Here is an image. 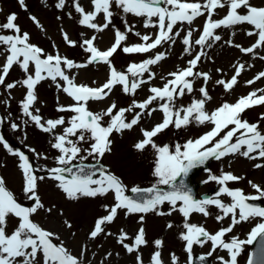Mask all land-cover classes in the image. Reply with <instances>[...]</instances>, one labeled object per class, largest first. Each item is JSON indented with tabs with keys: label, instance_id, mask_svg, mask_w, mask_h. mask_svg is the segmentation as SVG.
Listing matches in <instances>:
<instances>
[{
	"label": "snow or ice",
	"instance_id": "obj_1",
	"mask_svg": "<svg viewBox=\"0 0 264 264\" xmlns=\"http://www.w3.org/2000/svg\"><path fill=\"white\" fill-rule=\"evenodd\" d=\"M65 2L66 0H59L57 7L63 8ZM18 3L22 7L24 6V0H18ZM92 4L93 10L85 12L79 0H74L76 11L82 14L79 23L96 31L102 32L111 24L114 15L111 11L113 5L122 9L124 13L145 17V27L158 28L155 38L143 35L141 40L144 43L124 46L122 50L126 53H148L164 43L171 42L174 44L173 36L178 37L180 35L179 30L173 33L174 27L183 22L191 24L196 17L204 15L205 12L207 13L206 23L202 34L195 40L196 45L204 46L207 44L208 47H211L210 41L215 42L222 39L220 35L215 34L217 29L222 27L232 28L246 23L252 29L247 31L246 35H256L258 39L250 47L243 48L238 44L235 47L240 48L244 53H254L255 49L264 47V6H255L250 0H205L203 4L199 0H195V2H188V0H92ZM225 7L228 8L226 15L218 20L212 18L217 9ZM101 13L104 14L105 22L99 25L93 21ZM153 18H156L155 21ZM31 19L39 24L36 17L33 16ZM16 20L17 15L11 13L6 18V22L0 24V28L12 30L15 33L14 35L0 34V44L6 45V51L9 53L5 64L0 69V85H4L9 90L16 87L17 83H23L26 86V98L22 101L23 113L30 117V120L42 131L47 133H53L58 126L64 125L66 121L64 117H60L42 122L43 118L38 114L40 109L33 108L38 100L36 86L45 79L50 78L56 82L59 78L65 84L57 83V87L74 101L73 104L60 106L58 109L59 111H70L75 115L67 122L69 126L64 128L63 133L54 137L55 143L52 144V147L59 150L61 154L56 158L58 166L47 169L50 178L59 182L58 187L69 199L97 197L107 195L109 192L114 193L115 203L110 207L105 206L107 215L97 219L94 229L90 233V238H96L104 233V226L116 219L118 210H125L126 215L149 212L164 215L165 213L158 211V209L159 206L167 202L172 206V211L178 210L185 217L184 228L186 232L181 234V239L186 242L185 250L190 254L189 264H192V260L196 259L191 255L193 246H203L209 241L212 243L211 251L198 257L202 264L218 248L228 252V259L223 256L217 257L220 264H238V257L244 247L252 245L258 239L261 253L259 262L253 259L256 255V253H253V257L249 258L247 264H264V206L249 202L264 198V188L253 184V188L256 189L259 195H246L242 189H232L227 186L228 182L239 181L242 177L236 176L232 172L222 171L219 176H209V180L216 181L221 185L215 196L197 199L192 194L191 188L184 182V177H187L191 170L204 165L210 158L219 160L222 157L237 153L249 159L264 158V133L259 130L258 124L241 119V114L246 109L256 105H264V89L250 92L247 96L239 98L235 104L225 102L209 113L205 109V104L211 100V96L205 86L199 89L202 94L201 99L194 100L187 107L176 108L175 99L182 97L185 94V89L189 93L193 91L195 77H203L205 83L211 79L210 74L207 72H194L197 64L201 61V56L204 54L201 52L188 61V67L170 73L169 75L173 79L168 80L162 88L152 87L150 89L152 95L146 100L142 102L133 101L131 106L119 109H117L116 103L113 102L105 111L93 113L87 107L90 100L106 98L116 85H121L124 93L134 94L141 84L148 81L133 79L130 83L129 76L141 77L143 73L149 72L150 65H155L165 59L166 54L157 52L153 57L142 61L140 64H131L126 72L118 71L112 64L111 57L126 41L127 33L133 31L134 26L126 25L125 32L116 30L115 42L107 50L101 51L95 46L96 36L84 40L82 46H86L90 58L86 64H77L67 57H62L59 53L56 55L46 54L42 48L29 43V34L27 32L21 34V28L15 23ZM134 34L140 36L138 32ZM63 35L70 45L75 46L76 41L70 40L67 33ZM191 37L192 30L190 29L182 41L184 45L189 46L186 51L191 47ZM227 43L231 45L232 41H227ZM261 59H264V57H261ZM94 62L107 63L110 67L109 79L100 87L93 88L86 84H77L75 76L67 74L73 68L86 67L87 64ZM30 64L34 65V72L32 73H29ZM13 65L21 67L26 74V78L22 82L5 84L6 77ZM244 67L243 64L238 65L236 73L229 81L218 80L216 83L223 85L226 90H231L238 83L237 77L244 70ZM154 77L155 74L151 73L148 80L150 81ZM262 77H264V72H260L254 80H249L246 83L252 84ZM258 93L260 94L258 95ZM158 99L166 101L159 105V108L164 112L163 121L156 124L151 130L142 129L144 138L134 145L140 151L148 146L156 149L158 159L154 176L158 179L152 187L147 189L133 187L131 192L137 194L134 198L125 194L126 185L105 166L101 165L97 168L95 165L83 162L87 161L89 157L98 160L106 153H110L112 150L110 136L113 132L122 133L138 125L145 111L148 115H151L152 112L157 110L156 108L150 109L149 106ZM5 104H7V101H5ZM134 108L140 111L135 112L132 118L128 119L126 113H132ZM105 117H109V122L106 124L103 122ZM193 121L198 124L210 123L213 127L195 140H188L184 145L176 144L174 150L169 145L158 146L155 143L153 138L170 125L179 129ZM3 122L4 118L0 117V124ZM230 125L233 127L230 128ZM11 127L13 130H17L20 126L13 122ZM226 129L227 131H225ZM238 132L239 136H237ZM221 133L224 134L221 135ZM70 137H76V139L73 140ZM234 137H236L235 142H233ZM89 138L92 142L88 148H84L82 142H87ZM0 142L10 153L19 157L20 167L25 178L24 195L27 199L35 201L33 206L23 205L6 186L4 178L0 176V264H37L38 254L43 256V264H82V260L73 255L64 246L63 242L59 244L53 242L54 238L58 239L53 232L45 230L32 219V215L38 209L44 208L37 194V186L38 181H42L45 177L35 174L36 169H34L29 156L19 149L14 151L3 134H0ZM209 145L211 146L209 147ZM31 151L35 153V149H31ZM252 153H256V155H251ZM36 155L40 156L39 153H36ZM42 158L47 159V157ZM77 159L81 163L74 164L73 161ZM256 167L259 168L262 165L257 164ZM97 173L99 174L98 178H94L97 177ZM207 182L204 181L203 183ZM161 185L169 186L170 190L161 188ZM143 193H151L152 195L145 197L142 195ZM223 194L231 197L232 202L230 204L224 203L219 198ZM178 202L179 207L177 208ZM210 205H214L221 210L222 215L216 217L218 221L223 220L225 217H231V224L220 228L214 234L209 233L203 225L187 222L193 212H199L205 216L209 215L207 209ZM47 211L51 212V209ZM167 214H171V212ZM10 216H14L19 220L18 225L11 233L7 231ZM257 218L259 222L251 229L246 239L242 240L233 236L230 241L225 240L226 235L231 233L236 225ZM143 220L144 216L141 215L140 222L142 223ZM172 226L171 223L167 225L169 228ZM107 234L111 235V233ZM145 237V229L141 226L134 237V243L128 244L125 243V240L129 239L128 233L121 229L118 242L129 253L139 252V248L148 243ZM154 243L157 248L163 245V241L160 239L155 240ZM108 255H111V253ZM172 261L173 264H177L178 257L175 254H172ZM137 264H143L140 255H137ZM151 264H164L160 251L153 253Z\"/></svg>",
	"mask_w": 264,
	"mask_h": 264
},
{
	"label": "rangeland",
	"instance_id": "obj_2",
	"mask_svg": "<svg viewBox=\"0 0 264 264\" xmlns=\"http://www.w3.org/2000/svg\"><path fill=\"white\" fill-rule=\"evenodd\" d=\"M58 2L59 0H24V6L22 7L18 0H0V9H2L0 10V24L6 22L9 14L15 13L17 15L15 23L21 28V34L24 32L29 34V43L42 48L46 54L56 55L59 53L62 57H67L77 64H86L90 58L86 46H82L84 40L96 36L95 46L101 51L107 50L115 42L117 29L125 32L126 25L134 26L133 31L127 33V39L123 42L121 48L111 57L112 64L121 72H126L131 64H140L142 61L153 57L157 52L166 54L165 59L155 65H150L149 72L143 73L141 77L129 76L130 83L133 79L148 81L141 84L134 94H126L122 91L121 85H116L106 98L90 100L87 107L93 113L105 111L113 102L116 103L117 109H119L131 106L133 101L142 102L146 100L152 95L150 92L152 87L162 88L168 80L173 79L169 75L170 73L188 67V61L201 52L204 54L201 56V61L197 64L194 72H207L210 74L211 79L205 83L203 77H195L193 91L189 93L185 89V94L174 101L176 108L187 107L194 100L201 99L202 94L199 89L205 86L211 96V100L205 104V109L209 113L225 102L235 104L239 98L247 96L250 92L264 89V77L255 80L252 84L246 83L249 80H254L260 72H264V59H261V57H264V47L255 49L254 53H244L240 48L235 47L237 44L243 48L250 47L258 39L256 35H246L247 31L252 30L251 26L246 23L232 28L222 27L217 29L215 34L220 35L222 39L215 42L210 41L211 47H208L207 44L204 46L196 45L195 40L202 34L206 23L207 13L205 12L204 15L196 17L191 24L183 22L174 27L173 33L177 30L180 31L178 37L173 36L174 44L171 42L164 43L148 53H126L122 50L124 46L144 43L141 40L143 35L155 38L158 28L145 27V17L124 13L122 9L113 5L111 11L114 15L111 24L107 29L99 32L79 23L82 14L76 11L74 0H66L63 8L57 7ZM188 2H195V0H188ZM199 2L203 4L205 0H199ZM250 2L255 6H264V0H250ZM79 3L85 9V12L93 10L92 0H79ZM161 6L171 7L168 5ZM227 12V7L217 9L212 18L215 20L221 19ZM33 16L37 18L39 24L31 19ZM155 19L153 18L154 21ZM93 22L102 25L105 22L104 14L98 15ZM190 29L192 30V43L190 49L186 51L189 46L184 45L182 41ZM137 32L140 33V36L134 34ZM64 33H67L70 40L76 41L75 46L70 45L64 39ZM0 34L14 35L15 33L12 30L0 28ZM227 41H232V44H228ZM6 48V45L0 44V69L5 64L6 57L9 54ZM240 64L245 66L244 70L237 77L238 83L231 90H226L223 85L216 83L218 80L229 81ZM32 72H34V65L30 64L29 73ZM151 73H154L155 77L149 81L148 77ZM67 74L75 76L77 84H86L96 88L109 79L110 67L107 63L94 62L87 64L86 67L73 68ZM25 78L26 74L21 67L13 65L6 77L5 84L22 82ZM57 83L65 84L59 78L56 82L50 78L41 81L36 86L38 100L33 105V108L40 109L38 114L43 118L42 122L64 117L66 123L58 126L53 133L42 131L30 120V117L23 113L22 101L26 98L27 91L23 83H17V86L10 90L6 89L4 85H0V117L4 118V122L0 124V134L7 136L5 140L14 151L17 150L15 147L17 148V145H19L18 149L31 157L33 167L36 169L35 174L45 177L42 181H38L37 186V194L44 208L38 209L32 215L33 221L45 230L53 232L58 237V239L54 238L53 242L57 244L63 242L64 246L73 255L82 260V264H137V255L142 257L143 264H151V258L155 251L161 252L164 264H173L172 254L178 257L177 264H189L190 254L185 250L186 242L181 239V234L186 232L184 228L185 217L181 216L178 210L172 211V206L167 202L159 206L158 209L160 212L165 210L164 216L157 214V212L126 215L125 210H118L116 219L104 226L105 232L96 238H90V233L94 229L97 219L107 215L105 206L110 207L115 203L114 193L109 192L107 195L97 197L69 199L54 184L53 179L47 176L50 174L47 169L58 166H54L53 162L49 160L51 153L53 156V150L59 151L52 147V144L55 143L54 137L63 133L64 128L69 126L67 122L75 115L70 111L58 110L60 106L71 105L74 101L57 87ZM5 101H7V104H5ZM165 102L159 99L153 101L149 108H156L157 110L152 112L151 115H148L145 111L139 124L131 130H125L122 133L113 132L110 136L112 141L111 152L106 153L102 158H98L108 167L109 171L118 176L126 185V195L133 187L153 186L158 179L154 176L158 159L156 149L148 146L140 151L134 145L144 138L142 129L151 130L156 124L163 121L164 112L159 108V105ZM137 111L140 110L134 108L133 112L126 113V116L131 119ZM181 114L183 115V113ZM241 119L258 124L259 130L264 133V105H256L246 109L245 114L244 112L241 114ZM13 122L20 126L17 130L12 129L11 124ZM103 122L105 124L109 122V117H105ZM212 127L213 125L210 123L198 124L195 121L179 129L170 125L153 139L158 146L169 145L174 150L176 144L184 145L188 140H195L210 131ZM229 127L233 126L230 125ZM223 134L221 133V135ZM237 136H239V132ZM70 138L76 139V137ZM235 139L236 137L233 138V142H235ZM19 142H22L23 145ZM91 142L92 140L89 138L87 142H82V146L88 148ZM31 149H35V153ZM36 153H39L40 156L38 157ZM251 155H256V153ZM42 157H47V159ZM98 160L89 157L87 161ZM16 161L19 168L17 164L13 165V162ZM76 162L80 161L78 159L73 161V163ZM20 164L19 157L10 153L0 142V176L4 178L6 186L15 194L19 202L25 206H33L35 201L27 199L24 195L25 178ZM257 164L262 165V167L257 168ZM222 171L232 172L234 175L242 177L239 181L228 182L227 186L232 189H242L246 195H259L256 189L253 188V184L264 188V158L249 159L240 153L231 154L219 160L214 159L208 169L198 173L196 181L198 183L197 195L199 199L202 198L203 194H209L210 198L215 196L221 185L216 181L209 180V176H219ZM98 175L95 178H98ZM204 181L208 182L203 183ZM219 198L226 204L232 202L231 197L226 194L221 195ZM261 200L264 202V198ZM176 207H179V202ZM48 209H51V212L47 211ZM207 210L209 212L207 216L199 212H193L187 222L203 225L212 234L231 224L230 216L221 221L217 220L216 217L222 215L218 207L210 205ZM169 212L171 214H167ZM141 215L144 216L142 223L140 222ZM258 222V218L241 222L233 228L231 233L226 235L225 240L230 241L233 236L242 240L246 239L251 229ZM18 223V218L10 216L7 231L11 233ZM169 223L173 225L171 228L167 227ZM141 226L145 229V238L148 243L142 245L139 252L129 253L118 242L120 231L123 229L128 233L129 239L125 240V243L132 244ZM107 233H111V235ZM157 239L163 241L162 247L157 248L155 245L154 241ZM211 249L212 243L210 241L203 246L194 245L191 255L193 257L197 254L204 255L210 252ZM250 249L251 245L244 247L238 257V264H247ZM81 253L83 254L81 255ZM109 253L111 255H108ZM220 256L228 259V252L218 248L209 257L211 264H220L217 259ZM37 264H43L42 254L37 255Z\"/></svg>",
	"mask_w": 264,
	"mask_h": 264
},
{
	"label": "water",
	"instance_id": "obj_3",
	"mask_svg": "<svg viewBox=\"0 0 264 264\" xmlns=\"http://www.w3.org/2000/svg\"><path fill=\"white\" fill-rule=\"evenodd\" d=\"M30 159V158H29ZM213 158H210L204 165L199 166L197 168H194L193 170H191V172L188 174L187 177H184V182L191 188L192 190V194L195 196L196 194V183L193 181L195 175L197 174V172L201 169L207 168L209 166V164L211 163ZM31 161V159H30ZM85 163V162H83ZM79 164V163H78ZM85 164H89V165H95L97 168H99L101 165H103L101 162H95V163H85ZM104 166V165H103ZM165 190H170L169 186L164 187ZM129 196L132 197H136V195L134 193H130ZM250 203H255L258 205H261V202L258 201H249ZM253 253H256L255 257H253ZM199 257V256H198ZM251 257H253V259H255L257 262H259V259L261 257V253H260V242L259 239L254 242L253 244V249H252V255ZM203 264H209L208 259H206V261Z\"/></svg>",
	"mask_w": 264,
	"mask_h": 264
},
{
	"label": "bare ground",
	"instance_id": "obj_4",
	"mask_svg": "<svg viewBox=\"0 0 264 264\" xmlns=\"http://www.w3.org/2000/svg\"><path fill=\"white\" fill-rule=\"evenodd\" d=\"M5 136V138H7V136L6 135H4ZM21 143V145H23V143L22 142H19V144ZM19 148V145H17V148L15 147V149H18ZM54 152H53V156H52V153L50 154V157H49V160H51V162H53V165L55 166V165H57V162H56V158L61 154L59 151H55V150H53ZM15 164H17L18 165V162L16 161V162H13V165H15ZM18 168H19V165H18ZM38 169H40V168H38ZM49 178H50V174H48L47 175ZM52 179V178H51ZM53 181H54V184L55 185H57L58 186V181H56V180H54L53 179ZM162 212L163 213H165V210H162ZM179 214L181 215V216H183L182 215V213H180L179 212ZM165 215V214H164ZM163 215V216H164Z\"/></svg>",
	"mask_w": 264,
	"mask_h": 264
}]
</instances>
